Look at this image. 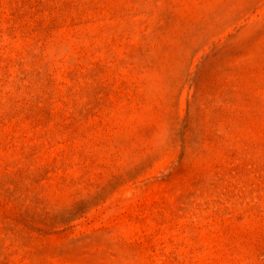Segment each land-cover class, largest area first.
I'll return each mask as SVG.
<instances>
[{
	"label": "rangeland",
	"instance_id": "rangeland-1",
	"mask_svg": "<svg viewBox=\"0 0 264 264\" xmlns=\"http://www.w3.org/2000/svg\"><path fill=\"white\" fill-rule=\"evenodd\" d=\"M0 264H264V0H0Z\"/></svg>",
	"mask_w": 264,
	"mask_h": 264
}]
</instances>
